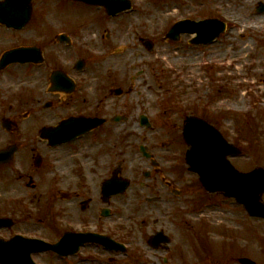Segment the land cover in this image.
I'll use <instances>...</instances> for the list:
<instances>
[{"label":"rangeland","instance_id":"374dc122","mask_svg":"<svg viewBox=\"0 0 264 264\" xmlns=\"http://www.w3.org/2000/svg\"><path fill=\"white\" fill-rule=\"evenodd\" d=\"M131 1L134 9L131 13L109 17L98 11L86 13L85 21L77 20L84 25L81 31L87 51L98 58L94 61L105 63L101 70L111 71L112 63L120 62L126 78L143 72L135 88L141 95L134 94L132 99L147 107L151 103L158 113L166 108L170 95L161 90L175 89L186 101V115L194 111L208 116L243 150L240 157L231 159L237 169L248 172L264 168V13L256 11L258 3L264 0ZM49 2L46 6L42 1L37 3L47 26L53 24L55 13L54 0ZM209 16L228 22L229 30L217 43L194 46L190 44V35H186V43L165 40V34L177 20L197 21ZM144 39L154 43L152 52L145 47ZM247 45L249 52L243 53ZM38 77L36 71L26 66L23 76L20 65H13L8 76H0V148L16 140L1 127L3 118L18 122L22 130L26 122L39 118L43 104L36 100ZM26 101L32 105L27 106ZM27 111L32 115L24 121ZM22 135L25 149L31 145L27 136L38 134ZM130 145L138 144L126 142L125 151L130 150ZM27 150L33 153L31 148ZM138 156L133 152L125 154L127 161L134 157L139 161ZM33 179L38 182L36 188L29 186ZM196 182L186 165V213L183 203L149 205L145 200L133 202L128 196L113 200L110 205L113 213L103 219L102 228L104 233L124 243L126 251L87 245L76 255L59 257L47 251L34 253L33 259L37 264H240L239 258L248 257L264 264V221L250 217L234 200L220 196L207 197L211 198L208 200ZM9 185L5 174L0 172V218L9 213L13 222L11 227L0 229L1 236L22 231L29 237L56 243L65 231L55 235L54 210L59 211L62 223L73 221L76 229H82L84 223L91 229L99 226L95 214L65 212L66 207L55 201L53 185L38 180L26 155L20 194L15 183ZM10 191L18 198L10 200ZM201 201L211 202V207L205 202L200 204ZM26 202H32L33 207L24 209ZM25 220L30 223L41 220L42 226L32 223L25 234ZM158 230L169 236L170 243L154 249L148 237ZM205 242L209 247L206 248Z\"/></svg>","mask_w":264,"mask_h":264},{"label":"flooded vegetation","instance_id":"af4514ba","mask_svg":"<svg viewBox=\"0 0 264 264\" xmlns=\"http://www.w3.org/2000/svg\"><path fill=\"white\" fill-rule=\"evenodd\" d=\"M39 1L44 6L50 3L49 0H34L23 28L0 24V60L13 48L34 49L33 60L24 65L23 55V62L15 65H20L23 76L24 66L39 74L36 100L43 104L39 118L26 122L24 130L17 122L8 133L15 136L16 140L11 144L17 147L14 160L0 165V172L5 174L8 185L15 183L20 194L26 155L33 163L38 180L53 185L55 201L66 207L65 212L95 214L99 226L91 229L84 223L82 229H76L71 221L68 229L74 232L103 233L102 211L113 204V200L127 196L133 202L145 200L149 205L183 203L186 213V142L183 135L186 101L174 89L176 92L167 97L166 108L158 113L151 103L147 107L140 100L134 102L132 99L134 94L141 95L135 89L142 75L140 71L136 76L126 78L120 62H113L111 71L101 70L105 63L94 61L96 56L87 51L81 31L84 25L77 20L85 21L86 13L103 12V7L75 0H54V22L47 26L42 9L37 8ZM181 42H186V35H182ZM38 59L42 61L36 63ZM79 61L81 64L78 65ZM12 66L1 70L0 76H8ZM52 73L55 74L53 83ZM164 91L169 93L171 90ZM25 103L32 105V102ZM193 115L217 126L203 113L193 112ZM90 126L93 128L86 130ZM44 127L56 128L59 143L52 146L39 134ZM23 132L24 135L38 134L27 136L31 145L25 149ZM126 142L138 145H130V150L125 151ZM28 148L33 153H29ZM131 152L139 155V161L135 157L127 161L125 154ZM36 154L39 156L38 166L32 161ZM25 164L27 167L28 163ZM114 176L118 180H128L130 186L125 194L107 200L103 187ZM29 184L33 188L38 186L34 179ZM10 194V200L18 198L13 197L12 191ZM56 230L59 233L60 228Z\"/></svg>","mask_w":264,"mask_h":264},{"label":"water","instance_id":"95a60500","mask_svg":"<svg viewBox=\"0 0 264 264\" xmlns=\"http://www.w3.org/2000/svg\"><path fill=\"white\" fill-rule=\"evenodd\" d=\"M13 1L11 11L14 26H21L20 20L22 12L27 13V6L24 0V7L18 4V0ZM92 4L103 5L110 14H116L122 10L130 8L127 0H83ZM29 9H30V2ZM0 18L5 22V4L0 5ZM259 12H264V4L260 3ZM225 25L221 22L209 19L201 22L186 20L175 25L168 36L176 40L182 33H197L198 37L192 43L207 44L212 42L221 32ZM172 36V37H171ZM151 49L152 45L147 43ZM22 50L9 52L4 58L7 62L19 61L22 57ZM27 50L24 49V56ZM3 126L7 129L11 127V122L3 121ZM44 134L48 133L44 131ZM185 139L190 145L187 152V163L192 172L200 176V181L208 192L224 193L227 197H235L243 204L252 216L264 218V203L262 195L264 193V169H256L250 173L238 172L228 160V156H236L241 151L228 144L223 136L206 122L189 117L186 120ZM14 152L13 147L0 150V163H7ZM108 186V187H107ZM105 193L108 195L120 193L125 190L127 184L117 182L113 179L107 183ZM5 221L0 220V225ZM162 233L152 237L150 244L157 248L161 241H165ZM87 241L100 242L108 248L115 247L112 241L106 237L96 235H76L67 234L57 245H49L40 240L24 239L16 237L11 241H0V262L4 264H34L31 253L42 249H54L61 255L75 253L81 244ZM24 244V245H22ZM243 264H255L250 259H241Z\"/></svg>","mask_w":264,"mask_h":264},{"label":"bare ground","instance_id":"6f19581e","mask_svg":"<svg viewBox=\"0 0 264 264\" xmlns=\"http://www.w3.org/2000/svg\"><path fill=\"white\" fill-rule=\"evenodd\" d=\"M248 48H250V45H247L243 50H242V52L243 53H248L249 52V49ZM255 71H253V75H255ZM262 80H264V77L262 78ZM240 109V108H239ZM28 207H33V203L32 204H29V203H27L26 204ZM32 225H31V223L28 221V220H25L24 221V231H28L27 229H29L30 227H31ZM36 226H39L40 227V225H37L36 224ZM4 234V233H3Z\"/></svg>","mask_w":264,"mask_h":264}]
</instances>
